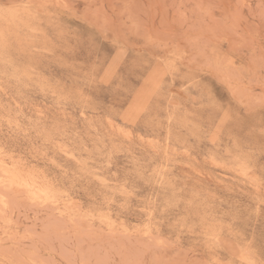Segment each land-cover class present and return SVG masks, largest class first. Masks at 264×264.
Masks as SVG:
<instances>
[{"label":"rangeland","instance_id":"obj_1","mask_svg":"<svg viewBox=\"0 0 264 264\" xmlns=\"http://www.w3.org/2000/svg\"><path fill=\"white\" fill-rule=\"evenodd\" d=\"M0 264H264V0H0Z\"/></svg>","mask_w":264,"mask_h":264}]
</instances>
